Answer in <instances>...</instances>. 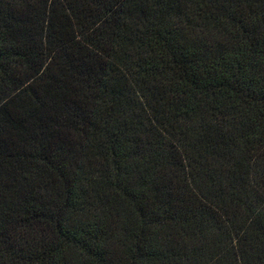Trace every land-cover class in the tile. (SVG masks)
Returning <instances> with one entry per match:
<instances>
[{"label": "trees", "instance_id": "trees-1", "mask_svg": "<svg viewBox=\"0 0 264 264\" xmlns=\"http://www.w3.org/2000/svg\"><path fill=\"white\" fill-rule=\"evenodd\" d=\"M0 264H264V0H0Z\"/></svg>", "mask_w": 264, "mask_h": 264}]
</instances>
